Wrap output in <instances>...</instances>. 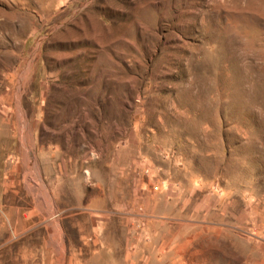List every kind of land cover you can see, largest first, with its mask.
I'll list each match as a JSON object with an SVG mask.
<instances>
[{
    "label": "rangeland",
    "instance_id": "374dc122",
    "mask_svg": "<svg viewBox=\"0 0 264 264\" xmlns=\"http://www.w3.org/2000/svg\"><path fill=\"white\" fill-rule=\"evenodd\" d=\"M0 264H264V0H0Z\"/></svg>",
    "mask_w": 264,
    "mask_h": 264
}]
</instances>
